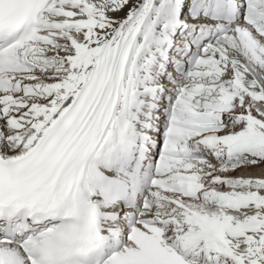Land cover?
Listing matches in <instances>:
<instances>
[{
  "label": "snow or ice",
  "instance_id": "snow-or-ice-1",
  "mask_svg": "<svg viewBox=\"0 0 264 264\" xmlns=\"http://www.w3.org/2000/svg\"><path fill=\"white\" fill-rule=\"evenodd\" d=\"M0 264H264V0H0Z\"/></svg>",
  "mask_w": 264,
  "mask_h": 264
}]
</instances>
